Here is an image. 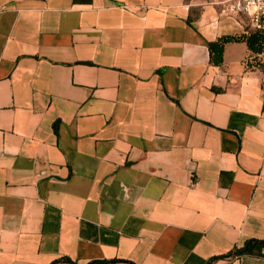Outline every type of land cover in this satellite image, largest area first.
Wrapping results in <instances>:
<instances>
[{"label":"crops","instance_id":"crops-1","mask_svg":"<svg viewBox=\"0 0 264 264\" xmlns=\"http://www.w3.org/2000/svg\"><path fill=\"white\" fill-rule=\"evenodd\" d=\"M235 4L0 0V264H264L227 257L264 241V55L206 47Z\"/></svg>","mask_w":264,"mask_h":264},{"label":"trees","instance_id":"trees-1","mask_svg":"<svg viewBox=\"0 0 264 264\" xmlns=\"http://www.w3.org/2000/svg\"><path fill=\"white\" fill-rule=\"evenodd\" d=\"M245 33L239 36H221L213 42L206 43L209 55V64L212 66H220L222 64V54L224 46L228 43H245L247 49L252 54L264 55V29L258 30L252 28L249 24L244 27ZM256 63V62H255ZM55 128V127H54ZM264 241L248 240L244 244L235 248L227 257L235 258L240 256L263 257L262 249ZM120 262L119 260H102L93 261L88 264H113ZM68 263L74 264L68 259H59L51 264Z\"/></svg>","mask_w":264,"mask_h":264},{"label":"built area","instance_id":"built-area-1","mask_svg":"<svg viewBox=\"0 0 264 264\" xmlns=\"http://www.w3.org/2000/svg\"><path fill=\"white\" fill-rule=\"evenodd\" d=\"M232 9L245 16L252 28L264 29V0H236Z\"/></svg>","mask_w":264,"mask_h":264},{"label":"rangeland","instance_id":"rangeland-1","mask_svg":"<svg viewBox=\"0 0 264 264\" xmlns=\"http://www.w3.org/2000/svg\"><path fill=\"white\" fill-rule=\"evenodd\" d=\"M244 18H246L245 16H243ZM247 19V18H246Z\"/></svg>","mask_w":264,"mask_h":264}]
</instances>
